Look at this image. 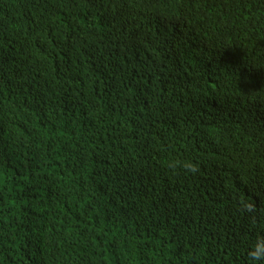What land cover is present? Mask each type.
Segmentation results:
<instances>
[{
	"label": "trees",
	"instance_id": "1",
	"mask_svg": "<svg viewBox=\"0 0 264 264\" xmlns=\"http://www.w3.org/2000/svg\"><path fill=\"white\" fill-rule=\"evenodd\" d=\"M264 0H0V264H264Z\"/></svg>",
	"mask_w": 264,
	"mask_h": 264
},
{
	"label": "clouds",
	"instance_id": "2",
	"mask_svg": "<svg viewBox=\"0 0 264 264\" xmlns=\"http://www.w3.org/2000/svg\"><path fill=\"white\" fill-rule=\"evenodd\" d=\"M249 255L254 261L264 260V243H258Z\"/></svg>",
	"mask_w": 264,
	"mask_h": 264
}]
</instances>
